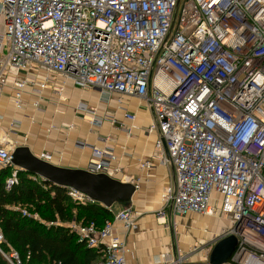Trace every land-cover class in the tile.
Listing matches in <instances>:
<instances>
[{"label":"built area","instance_id":"1","mask_svg":"<svg viewBox=\"0 0 264 264\" xmlns=\"http://www.w3.org/2000/svg\"><path fill=\"white\" fill-rule=\"evenodd\" d=\"M0 15V89L10 73L39 67L83 89L145 102L152 115L148 131L157 135L156 158L172 170L163 198L170 221L190 214L225 217L230 227L207 245V257L230 235L237 243L230 264H264V0H0ZM27 84L15 82L17 109ZM11 154L0 137V174L11 169L6 190L17 184ZM92 154L87 171L107 173L105 163L114 156L98 149ZM38 158L50 160L47 154ZM67 195L95 204L71 189ZM106 209L112 219L101 227L62 226L100 250L96 264H126V242L115 225L128 234L139 214L130 205ZM3 244L0 228V255L8 264H23ZM197 251H181L175 233L158 264H210L208 258L190 261Z\"/></svg>","mask_w":264,"mask_h":264},{"label":"crops","instance_id":"2","mask_svg":"<svg viewBox=\"0 0 264 264\" xmlns=\"http://www.w3.org/2000/svg\"><path fill=\"white\" fill-rule=\"evenodd\" d=\"M3 33L4 22L0 15V56L4 53ZM17 79L29 82L23 90L20 109L13 104ZM43 82L46 87L39 89L38 84ZM78 89L71 80L49 74L39 67L10 73L6 85L0 89L2 143L11 152L17 147H26L36 157L47 154L50 160L46 162L72 170H88L95 162L93 149L106 150L114 156V160L105 163L108 169L105 174L139 186L127 202L139 214L136 229L125 234L119 224L115 225L119 237L126 242L125 262L158 264L160 257L168 254L171 241L169 243L168 232L161 229L162 223L152 213L159 207L156 199L171 183L172 170L163 167L156 158L159 155L154 149L157 135L148 131L151 112L145 102L135 97L119 98L97 89H90L97 94V100L88 105L74 96ZM81 105L85 110H79ZM90 110H95L94 114ZM126 115L134 116V120L126 119ZM146 161L152 164L151 169L140 170L139 162ZM135 180H139V185ZM121 207L116 203L111 209L117 212ZM190 215L191 218L212 219L217 224L213 239L222 236L230 227L221 216L213 220L215 216ZM188 216L178 217L179 223ZM179 230L180 234L184 232L180 225Z\"/></svg>","mask_w":264,"mask_h":264},{"label":"trees","instance_id":"3","mask_svg":"<svg viewBox=\"0 0 264 264\" xmlns=\"http://www.w3.org/2000/svg\"><path fill=\"white\" fill-rule=\"evenodd\" d=\"M10 174V168L0 174V228L6 244L19 253L23 264H96L101 260L99 249L86 247L75 233L54 222L64 224L83 217L85 224L94 222L101 227L112 219L106 208L97 203L72 202L68 189L23 171H17V184L6 190L4 182ZM15 207H24L50 224L23 216ZM73 208L78 211L76 216L71 212ZM6 244L3 250L8 249ZM0 264H8L1 255Z\"/></svg>","mask_w":264,"mask_h":264},{"label":"water","instance_id":"4","mask_svg":"<svg viewBox=\"0 0 264 264\" xmlns=\"http://www.w3.org/2000/svg\"><path fill=\"white\" fill-rule=\"evenodd\" d=\"M163 151L168 157L165 146H163ZM11 157V163L18 171L26 172L54 186L79 192L104 208H110L116 203L125 206L136 192L135 185L121 182L105 173H91L87 170L53 166L31 154L26 147H17L13 150ZM236 245L234 236L229 235L219 239L211 250L209 263L225 264Z\"/></svg>","mask_w":264,"mask_h":264},{"label":"rangeland","instance_id":"5","mask_svg":"<svg viewBox=\"0 0 264 264\" xmlns=\"http://www.w3.org/2000/svg\"><path fill=\"white\" fill-rule=\"evenodd\" d=\"M74 96L76 97V99H78L80 101H84L88 105L94 104V102L97 100V94L94 93L93 91H91L90 89L80 88V89L74 91ZM155 152H157L156 149H155ZM146 162H148V161H146ZM161 165H163V164H161ZM164 166L166 169H169L168 165H163V167ZM138 168L140 170H149V169H141L139 167V164H138ZM135 181L137 182L136 184L139 185V180H135ZM164 191H165V189H164ZM162 194H164V192ZM162 194H160V195H162ZM72 202H74V201H72ZM127 205H128V203H126V206ZM156 206H159V207H157L155 209V211H153L152 215H154L155 218L158 219L160 223H162V225H160L161 229L168 232V235L170 236L169 237V243H170V241L173 240L174 234L176 233L178 245L182 251L189 252L192 249L198 248L199 251H197V253L191 257L190 261L196 262L199 260H203L205 258L207 259L208 254H207L205 248L207 247L208 244L212 243V241L215 240L212 238L213 237L212 235H214L213 233H216V231L218 230L217 224H215L212 221V219L206 220L203 218H198L197 216L191 218L190 217L191 215H189L186 219L181 220L180 223H179L178 217L176 219H174L173 221L172 220L170 221L169 208L166 205H163V201L160 205L156 204ZM14 209H20V210L23 209L24 210V208H20V207L19 208L15 207ZM71 212H72L73 216H76L78 211L73 208ZM218 218H220V216H215L213 218V220L218 219ZM221 218H223V217L221 216ZM82 219H83V217H80V220L73 219L72 221H74L75 223L80 224V225L81 224L85 225V223L83 222ZM224 219H225L226 223L229 225V219H227L225 217H224ZM37 221H39L42 224L43 223L50 224L49 221H43L42 218H40V220H37ZM174 222L176 224L175 225V228H176L175 232L173 229V223ZM54 224L55 225L56 224L63 225L59 221L54 222ZM64 225H66V223H64ZM179 225L184 228V232L181 234H180V230H179ZM185 225L186 226H194V227L188 228ZM204 231H206V232H204ZM7 244H8V242H7ZM182 246H184L185 249H183ZM42 264H45V263H42ZM226 264H230L229 260H227Z\"/></svg>","mask_w":264,"mask_h":264},{"label":"bare ground","instance_id":"6","mask_svg":"<svg viewBox=\"0 0 264 264\" xmlns=\"http://www.w3.org/2000/svg\"><path fill=\"white\" fill-rule=\"evenodd\" d=\"M164 196H165L164 194L160 195L155 201L156 202L155 204L160 205L163 201Z\"/></svg>","mask_w":264,"mask_h":264}]
</instances>
